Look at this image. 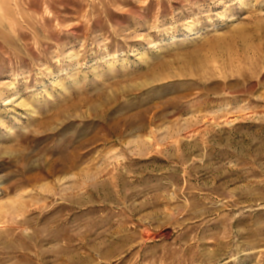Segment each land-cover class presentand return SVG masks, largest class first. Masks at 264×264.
Returning <instances> with one entry per match:
<instances>
[{
    "label": "rangeland",
    "instance_id": "1",
    "mask_svg": "<svg viewBox=\"0 0 264 264\" xmlns=\"http://www.w3.org/2000/svg\"><path fill=\"white\" fill-rule=\"evenodd\" d=\"M0 264H264V0H0Z\"/></svg>",
    "mask_w": 264,
    "mask_h": 264
}]
</instances>
